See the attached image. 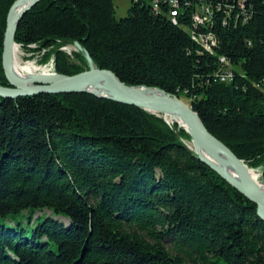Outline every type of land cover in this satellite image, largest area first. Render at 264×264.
I'll return each instance as SVG.
<instances>
[{"label":"trees","instance_id":"16d2710c","mask_svg":"<svg viewBox=\"0 0 264 264\" xmlns=\"http://www.w3.org/2000/svg\"><path fill=\"white\" fill-rule=\"evenodd\" d=\"M13 2L0 0L2 86ZM195 3L213 10L194 28L215 36L212 51L186 30ZM181 5L174 24L148 0H131L119 19L113 0H39L14 42L43 63L54 56L59 74L86 70L85 51L126 85L185 100L264 181V0ZM75 41L82 51L70 58L60 46ZM220 56L233 67L229 82L217 75ZM189 138L175 122L88 92L0 97V264H264L256 204L198 159ZM44 209L68 221L39 220ZM21 213L27 226L4 223Z\"/></svg>","mask_w":264,"mask_h":264},{"label":"water","instance_id":"95a60500","mask_svg":"<svg viewBox=\"0 0 264 264\" xmlns=\"http://www.w3.org/2000/svg\"><path fill=\"white\" fill-rule=\"evenodd\" d=\"M18 0H14L10 9ZM39 0H32L29 4L23 7L17 14L12 30H10L8 15L6 18V27L3 39V52H2V67L4 75L7 79L9 86L0 85V97L16 98L19 96H28L38 93H74V92H88L96 96L105 97L119 103L129 104L143 108L147 111L152 110H168L172 114L179 116L189 127L191 132L205 145L214 148L222 153L229 163L232 165L236 175L239 179V184L234 183L229 177L223 174V170L218 165L202 158L194 152V155L207 164L213 171L220 175L231 186L239 190L246 198L256 204L258 215L264 220V199L260 190L253 180L247 165L240 159L234 152L226 146L222 141L212 135L196 111L192 106L186 103L177 96L165 93L163 90L153 87H138L124 84L116 74L109 69H100L93 62L90 55L84 51L87 61L89 62L86 70L80 71L72 75L59 74L55 72L56 79L52 82H35L34 84H18L15 82L8 71V61L10 56V44L14 42V32L18 19L22 14L36 4ZM15 43V42H14ZM16 44V43H15ZM74 45L82 50L80 44L75 41ZM96 81L102 82L105 87L113 92V95L103 94L95 89H90L88 84ZM138 89L157 90L161 92L158 96H146L137 93ZM154 113V112H152Z\"/></svg>","mask_w":264,"mask_h":264},{"label":"bare ground","instance_id":"6f19581e","mask_svg":"<svg viewBox=\"0 0 264 264\" xmlns=\"http://www.w3.org/2000/svg\"><path fill=\"white\" fill-rule=\"evenodd\" d=\"M32 0H18L13 7L10 9L8 13V22L10 30H12L15 18L19 11L25 7L27 4H29ZM74 44V43H73ZM78 49V48H76ZM79 50V49H78ZM20 49L19 45L12 42L10 44V56L8 61V71L12 79L17 82L18 84H34L35 82H52L56 79L57 76H55L54 72L51 70L46 69V67H38L34 65L32 62L24 63L22 64L20 62L19 57ZM50 68V67H48ZM52 69V68H51ZM90 89H95L96 91L113 95L114 93L109 91L104 84L100 81H96L94 88V83L86 85ZM138 94L146 95V96H158L161 94V92L157 90H145V89H138ZM150 112L154 113H162L164 118L167 120V122L171 123H177L179 126L184 128L189 134H190V142L188 143L189 150L195 152L202 158L214 163L215 165H218L222 168V172L225 176L229 177L234 183L239 184V179L236 175V172L234 171L232 165L229 163L227 158L220 153L219 151L215 150L214 148L207 146L203 144L189 129V127L185 124V122L177 115L172 114L168 110H152ZM247 168L250 171V174L253 178V180L256 182L260 193L264 199V182L260 180V175L257 169L250 168L247 166Z\"/></svg>","mask_w":264,"mask_h":264},{"label":"built area","instance_id":"2783aa9c","mask_svg":"<svg viewBox=\"0 0 264 264\" xmlns=\"http://www.w3.org/2000/svg\"><path fill=\"white\" fill-rule=\"evenodd\" d=\"M183 1L185 0H148V4L156 13L164 14L166 17H169L174 24H177V16L182 9L181 2ZM162 5L163 7H166L165 11L163 10V7L161 8ZM212 17L213 10L208 5L204 3H195L191 11V22L193 27H187L186 29L190 33L191 38L198 42L206 51H212V47L217 42L215 36L212 33L196 32L194 28L200 29L201 27H204L206 24L211 22ZM75 48L76 47L74 45L68 46L64 44L60 46V49L65 50L70 56L71 51ZM219 63L220 67L217 71L219 80L223 82L231 81L234 76V71L229 60L224 56H220ZM48 64L54 71L53 56Z\"/></svg>","mask_w":264,"mask_h":264},{"label":"rangeland","instance_id":"374dc122","mask_svg":"<svg viewBox=\"0 0 264 264\" xmlns=\"http://www.w3.org/2000/svg\"><path fill=\"white\" fill-rule=\"evenodd\" d=\"M113 3H114V6H115V17H116V19H119V18H121V17H124L125 15H126V13H127V9H128V7L130 6V3H131V0H113ZM8 13H9V10H8ZM8 13H7V15H8ZM6 18H7V16H6ZM65 45H68V46H72V45H74V44H72V43H68V44H65ZM75 46V45H74ZM76 47V46H75ZM77 48V47H76ZM74 49V50H72L71 51V56L70 55H68L67 54V52L65 51V50H62L63 52H65L70 58L72 57V52H74V51H78V49ZM19 49H20V53H19V57H20V62L22 63V64H24V63H28V62H32L34 65H36V66H38V67H46V69H48V70H51V71H53L52 69H51V67H50V65L48 64L49 62H50V59H51V57L46 61V62H41L40 61V58H39V56H31L30 55V53H28V52H26V51H24L23 49H21L20 48V46H19ZM82 51V50H81ZM82 56H83V58L87 61V59H86V56H85V54L83 53V51H82ZM54 57V56H53ZM76 62H79V61H76ZM87 64H89V62L87 61ZM48 67H50V68H48ZM54 72V71H53ZM54 74H55V72H54ZM185 101V100H184ZM186 102V101H185ZM186 103H188V102H186ZM152 113V112H151ZM153 114H156L157 116H161L166 122H167V120L164 118V116H163V114L162 113H153ZM169 125H171L172 123L171 122H167ZM179 127H181V126H179ZM191 137V136H190ZM190 140H191V138H189V139H187V140H182V142H183V144L188 148V143L190 142ZM189 149V148H188ZM191 151V150H190ZM193 152V151H192ZM194 153V152H193ZM251 168V167H250ZM258 170V169H257ZM258 172H259V175H260V171L258 170ZM260 180H261V178H260ZM262 181V180H261ZM262 182H264V181H262ZM39 215V217H38V219L39 220H42L43 218H44V215H51V216H53L54 218H56V219H59V220H64L63 222H66V221H68V219L66 218V217H62V216H58V215H54V214H51L50 213V211H48V210H46V209H44V210H42V211H38L37 212V216ZM24 217H25V214L24 213H21V214H19V215H15V216H11V217H9V218H7L6 220H4V223H8V224H11L12 222H15V221H21L24 225H28L27 224V222H26V220L24 219ZM35 219H36V215L33 217V221H35ZM0 221H1V218H0Z\"/></svg>","mask_w":264,"mask_h":264}]
</instances>
